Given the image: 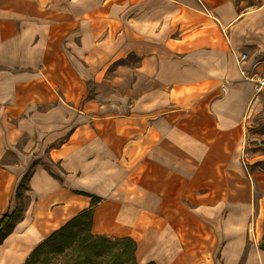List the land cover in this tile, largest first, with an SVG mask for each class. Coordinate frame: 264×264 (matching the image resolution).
Segmentation results:
<instances>
[{"label":"crops","instance_id":"obj_1","mask_svg":"<svg viewBox=\"0 0 264 264\" xmlns=\"http://www.w3.org/2000/svg\"><path fill=\"white\" fill-rule=\"evenodd\" d=\"M204 1L0 0V221L23 201L0 264L87 209L139 264L242 247L258 201L264 226L241 160L261 103L237 60L264 55V0Z\"/></svg>","mask_w":264,"mask_h":264},{"label":"rangeland","instance_id":"obj_2","mask_svg":"<svg viewBox=\"0 0 264 264\" xmlns=\"http://www.w3.org/2000/svg\"><path fill=\"white\" fill-rule=\"evenodd\" d=\"M204 3L206 8H208L205 1ZM206 8L204 9L206 10ZM242 51H247L250 55V59L246 62L247 64L250 61L252 62L253 59L256 57L253 56V53L248 49H242L237 54L238 56L237 58L240 57V53ZM112 67L113 65H111L108 68L105 76L110 78L113 77ZM240 70H241V65H240ZM100 77L101 75H99V78ZM242 79H244L243 76ZM251 82L254 85V82L253 81ZM253 93H254V89H253ZM256 97L261 104L259 105L258 111L253 113L251 116H248L247 118L246 148H245V152L241 157V160L243 164L247 166L248 170L251 173L255 172V178L257 179V188H258L257 197L261 196L264 200V91L258 94ZM50 150H51L50 147L49 148L46 147V150L44 152L42 149L41 151L42 153L41 155L43 157L41 158L43 160L42 163L45 164L48 168H50L51 173H54L55 175L61 174L62 169L61 166L58 165L59 164V161L57 160L58 158L52 159V161H50L47 157L50 155ZM28 183H29V178L26 177L23 186L20 187L21 192L25 191L26 187H28ZM18 189L19 186H17V191ZM22 203L23 201L19 200L17 206V209L20 213L22 210ZM260 206H261V202L258 201L256 203V209L253 212V215H251L249 219L246 238L243 241V246L238 258L233 263H229L226 258L227 257L226 254L228 251L226 250L227 246L224 245L225 243H222V247L218 251H206L207 264H244L248 250L254 245L260 248V245L264 243V226H261V228L260 227L257 228V219H256L257 214L261 212ZM258 232H260V234ZM87 237H88L87 232L82 231L77 236H74L72 242L68 244L64 249L61 250L58 248H53L51 250H47L43 255V259L51 260L52 261L51 263L60 262L61 264H111L113 259L119 258L117 254H105L103 256H96L91 253H88L85 250V245H84V242H86ZM123 256L126 257L127 254H124ZM38 263L39 262H37L36 264ZM194 264H201V260L196 259Z\"/></svg>","mask_w":264,"mask_h":264},{"label":"trees","instance_id":"obj_3","mask_svg":"<svg viewBox=\"0 0 264 264\" xmlns=\"http://www.w3.org/2000/svg\"><path fill=\"white\" fill-rule=\"evenodd\" d=\"M24 180L19 184L17 197H21L20 187L23 186ZM99 197H93V202H97ZM92 209H87L75 215L68 220L59 229L52 232L41 243H39L29 254L23 264H50L51 260L43 259L47 250L53 248L64 249L82 231L87 232V240L84 242L85 250L96 256L105 254H117L119 258L113 259L111 264H139L136 259V242L131 237L111 238L106 235L94 234L91 231L92 226ZM21 217L20 213H6L0 221V243L9 235L17 219ZM264 250V243L260 245ZM127 254L126 257L123 255ZM147 264H154L149 262Z\"/></svg>","mask_w":264,"mask_h":264},{"label":"built area","instance_id":"obj_4","mask_svg":"<svg viewBox=\"0 0 264 264\" xmlns=\"http://www.w3.org/2000/svg\"><path fill=\"white\" fill-rule=\"evenodd\" d=\"M203 8H206L203 0H199ZM250 59V55L247 51H242L238 61L241 65V75L245 80H251L254 82L253 89L254 95H258L264 91V55H257L250 63L248 67L246 62ZM223 90L225 87L223 86Z\"/></svg>","mask_w":264,"mask_h":264},{"label":"bare ground","instance_id":"obj_5","mask_svg":"<svg viewBox=\"0 0 264 264\" xmlns=\"http://www.w3.org/2000/svg\"><path fill=\"white\" fill-rule=\"evenodd\" d=\"M242 247H237L233 249H229L227 251L226 256L231 258H238ZM232 263L235 260H230ZM230 263V262H229ZM244 264H264V250L256 247L255 245L252 246L246 255L245 263Z\"/></svg>","mask_w":264,"mask_h":264}]
</instances>
